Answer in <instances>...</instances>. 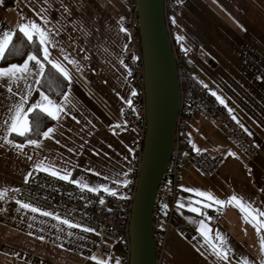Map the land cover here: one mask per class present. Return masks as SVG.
Segmentation results:
<instances>
[{
    "label": "crops",
    "instance_id": "obj_1",
    "mask_svg": "<svg viewBox=\"0 0 264 264\" xmlns=\"http://www.w3.org/2000/svg\"><path fill=\"white\" fill-rule=\"evenodd\" d=\"M178 1L182 3V13L175 19L178 39L194 51L198 79L215 100H224L222 105L253 137L259 152L246 156L227 140L221 123L198 112L192 116L191 126L194 119L221 125L220 130L202 125L204 137L189 138L195 152L220 153L224 162L213 175L189 164L183 167L177 199L180 215L174 216V222L182 216L189 231H169L165 260L168 264H264L258 233L245 222L240 206L233 202L235 206L220 208L196 194L225 201L237 196L251 206L245 209L250 218L256 216L254 210L264 211V0ZM127 15L124 0H17L11 11L0 14V32L16 34L21 24L32 22L44 29L50 36L49 59L65 67L71 77L59 100L38 89L44 68L41 72L35 64L20 80L0 79V192H5L0 199V264H112L99 251L101 238L96 233L69 227L43 211L22 208L15 190L34 171L49 175L56 171L55 177L67 174V181L83 188L124 194L125 175L137 158L138 146L136 132L123 126L124 112L136 96L135 88L127 84L124 63L129 35L121 21ZM1 61L0 69L12 65L2 66ZM25 96V111L37 102L53 113L60 109L48 127L54 129L50 137L29 138L31 131L20 137L9 131L5 122ZM28 139L36 140L39 147L27 144ZM21 143L22 150L14 147ZM190 201L198 213L189 211ZM210 210L220 215L218 224L210 223ZM256 219L264 221V216ZM260 235L264 236V229ZM215 251H227L226 258L214 255Z\"/></svg>",
    "mask_w": 264,
    "mask_h": 264
},
{
    "label": "built area",
    "instance_id": "obj_2",
    "mask_svg": "<svg viewBox=\"0 0 264 264\" xmlns=\"http://www.w3.org/2000/svg\"><path fill=\"white\" fill-rule=\"evenodd\" d=\"M124 2L128 15L122 19L121 27L129 35L124 63L127 84L135 88L136 96L124 112L123 126L134 130L138 136L137 158L132 163L131 171L125 175L127 185L124 187V196L112 195L103 190L89 191L70 181L36 171L32 172L27 182L21 183L15 193L17 200L31 207L67 220L78 227L91 229L101 238L99 251L112 264H132L134 200L141 171V154L148 130L144 65L136 13L137 0ZM16 3L17 0H0V14L11 11ZM181 13L180 1L165 0V20L177 63L181 102L174 149L167 172L158 187L153 213L157 264H168L165 255L169 231L173 228L181 234H187L189 231L186 219L182 216L177 223L174 222V216L179 214L177 199L183 167L189 164L207 175H213L224 162V156L220 153L193 150L189 138L192 116L198 112L210 122L221 123L227 140L246 156L252 157L259 152L253 137L238 126L229 110L215 100L198 79L194 51L185 47L177 38L175 19ZM207 216L211 224H218L221 220L214 210H210Z\"/></svg>",
    "mask_w": 264,
    "mask_h": 264
},
{
    "label": "water",
    "instance_id": "obj_3",
    "mask_svg": "<svg viewBox=\"0 0 264 264\" xmlns=\"http://www.w3.org/2000/svg\"><path fill=\"white\" fill-rule=\"evenodd\" d=\"M148 130L134 200L132 264H157L154 209L174 149L181 102L177 63L165 20V0H137Z\"/></svg>",
    "mask_w": 264,
    "mask_h": 264
},
{
    "label": "snow or ice",
    "instance_id": "obj_4",
    "mask_svg": "<svg viewBox=\"0 0 264 264\" xmlns=\"http://www.w3.org/2000/svg\"><path fill=\"white\" fill-rule=\"evenodd\" d=\"M48 21L45 20V24H47ZM17 31L22 35V37L26 38V40L30 43L38 42L40 45V52L43 54V59L46 60L58 73H60L66 80L69 82L71 81L70 74L68 70L63 67L60 63L53 62L51 59H49V51L47 45L50 43V36L49 34L42 29L39 25H37L35 22H32L31 24H21ZM15 33L12 31L7 32H0V58H3L6 49L9 47L10 42L13 40ZM35 37V40H34ZM67 59V57H66ZM70 63H75L74 61H69ZM35 64L37 65L41 72H43L44 65L41 63V60L39 59L37 54H30L27 56V58L24 60L23 64L17 65L12 64L7 68L0 69V79L7 78L11 80L12 78H16V80H20L23 78V76L27 75L31 71V65ZM9 92H12V88H8ZM213 95H216L215 93H212ZM42 101H47L48 105H52V101L49 100L46 96H42ZM219 102L221 104H224V100L220 97H217ZM27 102V96L21 99L20 103L16 106L14 113L10 117L9 121H6L5 123L8 125L9 131L15 135H18L20 137H25L27 134L31 131V128L29 126V114L33 113L35 110H39L42 114H46L47 117L51 119H57L58 113L60 109L57 107L56 113H53L52 111H49L48 108L43 107L41 102H37L36 104L28 107L27 111L24 109V104ZM231 111V110H229ZM235 119V117H233ZM119 127V125H117ZM53 128H48L46 131L42 133L43 137L48 138L50 137V134L53 133ZM6 142L10 143V141ZM27 144L29 145H35L39 147V144L36 140L28 139ZM15 148L22 150L24 148V144H15ZM230 155H234L233 153H230ZM31 159V157H29ZM42 170L48 171L47 168H43V166H40ZM50 174L52 176H58V173L56 171H51ZM30 175V174H29ZM59 179L61 180H69V175H62L59 176ZM27 182V178L26 181ZM75 183H79L76 181ZM89 191H96L95 188H88ZM103 191L109 192L110 189L103 188ZM15 191H18L15 190ZM187 191H193V190H187ZM112 195H115L114 192L111 193ZM196 194L200 197H205L209 201H212L216 205L220 206V208H223L225 205H233V202H235V205L240 206L241 214L245 220L246 223H251L252 226L256 229L260 243H261V251L264 252V236L260 235L262 229H264V221L258 222L256 219V216H264V211L254 210L256 211V216H252L250 218V213H246L245 209H251L250 205H245L244 202L238 198L237 196L230 197L227 201L225 200H219L213 197L211 194H206L204 192L196 191ZM5 195V192H0V199H3ZM103 203V200L100 201ZM18 204H20L19 201H17ZM197 203H202L201 201H197ZM192 202L189 203V211L198 213L199 209L196 207L191 206ZM233 205V206H235ZM22 208L30 209L32 212H38L39 210L35 207H31L29 204H20ZM183 207V205H181ZM207 207H211V204L206 205ZM43 215H50L47 212L42 213ZM62 223L68 225L69 227H78V225L70 224L69 221L63 220ZM203 223V222H202ZM84 231H91V229H84ZM221 241L223 242V238L219 237ZM214 255L217 256H223L226 258L227 251H215ZM95 259V258H93Z\"/></svg>",
    "mask_w": 264,
    "mask_h": 264
},
{
    "label": "trees",
    "instance_id": "obj_5",
    "mask_svg": "<svg viewBox=\"0 0 264 264\" xmlns=\"http://www.w3.org/2000/svg\"><path fill=\"white\" fill-rule=\"evenodd\" d=\"M30 54H37L44 65V72L38 83V89L49 98L59 100L68 90V80L43 59L38 42L30 43L19 32L16 33L2 58L1 65L21 64ZM51 123V118L39 110H35L30 114L31 132L28 137L40 138Z\"/></svg>",
    "mask_w": 264,
    "mask_h": 264
},
{
    "label": "rangeland",
    "instance_id": "obj_6",
    "mask_svg": "<svg viewBox=\"0 0 264 264\" xmlns=\"http://www.w3.org/2000/svg\"><path fill=\"white\" fill-rule=\"evenodd\" d=\"M178 29V28H177ZM177 38H180L179 37V32L177 33ZM192 119V118H191ZM202 125H208L209 129H216V130H220L221 129V125H216V124H210L208 122H206L205 120L203 119H194L192 121V126H191V129L189 131V136H193V137H198L199 134H200V137H204L203 134H202ZM204 149L206 150H209V148L206 146ZM124 194H122L120 197H123Z\"/></svg>",
    "mask_w": 264,
    "mask_h": 264
}]
</instances>
